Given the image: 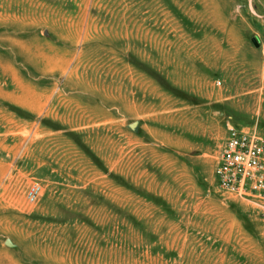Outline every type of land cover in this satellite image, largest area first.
I'll return each instance as SVG.
<instances>
[{
  "label": "rangeland",
  "instance_id": "rangeland-1",
  "mask_svg": "<svg viewBox=\"0 0 264 264\" xmlns=\"http://www.w3.org/2000/svg\"><path fill=\"white\" fill-rule=\"evenodd\" d=\"M230 127L264 139V0H0V264H264Z\"/></svg>",
  "mask_w": 264,
  "mask_h": 264
},
{
  "label": "built area",
  "instance_id": "built-area-1",
  "mask_svg": "<svg viewBox=\"0 0 264 264\" xmlns=\"http://www.w3.org/2000/svg\"><path fill=\"white\" fill-rule=\"evenodd\" d=\"M219 188L238 193L252 201L264 215V139L256 133L230 127L215 168ZM39 185L28 195L35 199Z\"/></svg>",
  "mask_w": 264,
  "mask_h": 264
},
{
  "label": "water",
  "instance_id": "water-1",
  "mask_svg": "<svg viewBox=\"0 0 264 264\" xmlns=\"http://www.w3.org/2000/svg\"><path fill=\"white\" fill-rule=\"evenodd\" d=\"M130 128L134 131H137L138 130V127H139V122L138 121H135L133 123H131L130 125Z\"/></svg>",
  "mask_w": 264,
  "mask_h": 264
}]
</instances>
